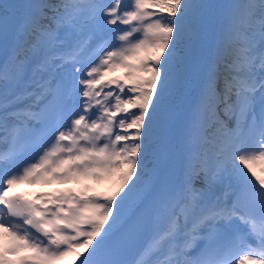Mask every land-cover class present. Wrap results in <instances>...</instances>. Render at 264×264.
Here are the masks:
<instances>
[{
    "label": "bare ground",
    "instance_id": "6f19581e",
    "mask_svg": "<svg viewBox=\"0 0 264 264\" xmlns=\"http://www.w3.org/2000/svg\"><path fill=\"white\" fill-rule=\"evenodd\" d=\"M105 1L106 5L99 9L84 6L79 15L73 12L77 8L69 10L65 21L59 22L50 11L61 4L59 0H0V15L11 9L17 15L13 42L0 74V111L9 108L3 100L17 97V91L32 87L39 90L51 72L62 71L72 78H81V70H89L94 62L96 69L89 70L88 80L82 78V99L87 102L93 97L101 111L92 121L76 115L79 132L71 130L73 141L78 142L80 134L91 136L102 130L110 131L111 142L115 140L116 144L119 137L125 138L122 163L114 157L118 144L105 142L99 146L92 142L90 147L80 145L79 151L70 155L59 137L21 170L9 172L6 162L0 161V175L7 178L4 195L16 191L34 195L37 190H44L38 198L50 195L48 201L52 205L45 210L53 211L50 217L43 214L44 230L54 232L56 240L67 242L61 251H47L23 234L10 231L4 223L3 195L0 264H27L26 257L32 258V264H70L92 256L151 195L157 199L154 231L134 264H172L169 256L176 251V241L183 237L178 234L181 226L186 227L193 220L201 223L200 217L205 213L219 211L214 207L216 203H224L226 193L244 183L264 184V143L255 105L243 95L235 110L236 123L232 125L227 117L234 118L232 107L236 101L229 93L236 90L239 82L254 81L251 85L262 86L259 76L264 78V36L242 27V18L229 11L224 0H215L213 13L205 23L186 30L187 37H191L190 47L199 43L197 53L169 59L160 49L151 60L165 66V78L154 81L150 72L143 74L150 61L144 54L161 35L148 29L146 9L136 7L135 14L125 19L127 9L119 6L120 0ZM87 19L96 25L90 29L98 28L100 39L112 26L122 23L124 27L117 33L120 43L101 50L86 64L61 62L54 57L58 49L68 46L58 40L59 36L78 44L84 39L96 41L82 26ZM139 29L143 30L141 39L147 47L136 59L133 46L138 40L131 33ZM163 47H171V43L165 42ZM109 50L113 52L105 56ZM244 50L255 53L253 61ZM128 60L140 66L139 70L115 69ZM105 79L111 80L107 84L118 86L112 104L107 97L113 91L105 92L102 87ZM88 83H92L90 90ZM146 93L148 96L143 95ZM23 98L19 96L18 100ZM244 109L255 114L254 121L242 122ZM129 118L134 120L130 122ZM121 125L124 133L117 130ZM59 150L55 156L53 152ZM234 153L241 154L242 160ZM75 158L84 161L83 166L75 164ZM73 190H78L80 196L75 197ZM95 192H104L107 201L99 203V197L105 196ZM58 210L62 211L60 215ZM230 221L236 222L234 218ZM256 237L259 244L263 242L264 230ZM253 261L247 263L244 259L239 264H264L262 259Z\"/></svg>",
    "mask_w": 264,
    "mask_h": 264
},
{
    "label": "rangeland",
    "instance_id": "374dc122",
    "mask_svg": "<svg viewBox=\"0 0 264 264\" xmlns=\"http://www.w3.org/2000/svg\"><path fill=\"white\" fill-rule=\"evenodd\" d=\"M56 1V0H55ZM215 0H180L176 7V11L174 12H168L165 9L162 8H156L155 10L148 9V3H154L150 0H137L136 7H142L146 8L147 11L145 12V16L149 18V20H153V14L154 13H161L160 17L157 18V20H153L149 22L151 25L148 26V29L150 31H154L159 33L161 36L158 40L154 41L151 44L150 49H147V53H145L144 48L147 47V45L144 43L143 39H138V41L134 44L133 48L134 51L137 53L136 59H140L144 54L146 58H148L150 61L146 64L148 66V69L143 72V74L147 75L149 72L151 73L152 78L154 81L159 79H164L165 74L163 73L165 69L164 66L154 63L151 59L152 57L156 56L157 53L160 51V49H163L166 53V56L169 59H179L181 56H194L198 49H199V43H195L193 47H190V38L187 37L186 30L191 27L197 28L199 25L204 24L207 20V17L211 16L213 13L212 8L215 6ZM227 9L231 11L234 15L242 18L241 26L247 27L254 31V33L258 35L264 36V18H261L262 21H258L256 18L257 12H254L253 4L250 3H244V0H224ZM105 4L104 0H73V1H64L63 3L59 4L58 7L50 9L51 11V17L54 18L56 21L62 22L65 21V14L67 11V8H77L73 12L76 14H81L83 12V8L86 5L94 6V7H101ZM111 6V5H110ZM136 7L132 10H127L124 15L126 17H130L131 15L135 14ZM166 21V27L161 29H155V25H158L159 21ZM86 23H82L83 28L85 31H88L90 27L93 24L90 22V19H87L85 21ZM153 27V28H152ZM165 42H170L171 47H163L162 44ZM113 51L109 50L105 53V56H109ZM133 67H136L137 70H139L140 66H134L132 65V62L130 60L124 61L121 65L116 66L115 69H132ZM91 68L95 69V63L91 64ZM158 69V70H157ZM135 76V74H134ZM156 79V80H155ZM143 95H147L143 94ZM148 96V95H147ZM141 97V96H140ZM233 95H231V98L233 99ZM237 107V103L235 107L232 108V111H235ZM235 111L234 118H237ZM247 112V111H246ZM245 112V114H246ZM134 120L133 118H129L128 121ZM242 122H244V118L241 119ZM232 124L234 123V120H231ZM240 122V119H239ZM127 124V123H126ZM243 125V124H242ZM115 146V143L112 144ZM103 148V147H101ZM119 151L114 152V157L117 158V160L122 163V155L124 147L119 145ZM235 157H238L239 161L242 160V155L239 153H234ZM234 157V158H235ZM121 165V164H120ZM92 167H94V164H92ZM120 167V166H119ZM119 167L117 169H119ZM97 188V186H95ZM98 194L104 195V192H96Z\"/></svg>",
    "mask_w": 264,
    "mask_h": 264
},
{
    "label": "trees",
    "instance_id": "16d2710c",
    "mask_svg": "<svg viewBox=\"0 0 264 264\" xmlns=\"http://www.w3.org/2000/svg\"><path fill=\"white\" fill-rule=\"evenodd\" d=\"M176 1H178V0H158V3L161 6L173 11L174 10L173 3ZM256 5L260 9V7L264 6V0H257Z\"/></svg>",
    "mask_w": 264,
    "mask_h": 264
}]
</instances>
